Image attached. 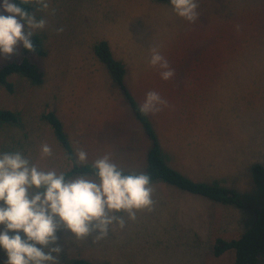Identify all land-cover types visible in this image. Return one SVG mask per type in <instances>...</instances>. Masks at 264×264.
<instances>
[{
	"label": "rangeland",
	"instance_id": "obj_1",
	"mask_svg": "<svg viewBox=\"0 0 264 264\" xmlns=\"http://www.w3.org/2000/svg\"><path fill=\"white\" fill-rule=\"evenodd\" d=\"M28 1L31 12L46 19L34 31L44 54H29L43 78L34 84L14 74L8 78L12 91L0 85V108L20 117L16 124L0 123V151L19 150L43 170L67 169L63 150L41 119L52 110L74 153H88L86 162L108 153L125 170L144 169L149 141L92 51L96 40L105 39L124 62L126 84L138 101L148 91L166 101L149 117L167 164L235 190L246 205L155 182L151 211H138L135 221L116 213L125 226L113 223L106 237L77 240L57 230L63 244L59 264L74 256L97 264H233V251L213 254L214 239L239 235L252 223L253 208L264 206V183L258 182L264 178V0H198L192 23L176 16L169 2L50 0L48 9H39ZM21 48L0 56V67L18 60ZM150 48L168 61L170 79L148 64ZM42 143L51 156H41ZM256 264H264V253Z\"/></svg>",
	"mask_w": 264,
	"mask_h": 264
},
{
	"label": "clouds",
	"instance_id": "obj_2",
	"mask_svg": "<svg viewBox=\"0 0 264 264\" xmlns=\"http://www.w3.org/2000/svg\"><path fill=\"white\" fill-rule=\"evenodd\" d=\"M25 0H0V56H11L20 45L34 52V31L46 25L22 7ZM176 16L192 23L197 20L198 0H168ZM39 9H48L50 0H35ZM58 28L57 31H62ZM148 64L157 67L160 78L170 79L174 73L168 61L156 49L150 48ZM166 101L155 91L145 93L139 105L141 114H155ZM43 157L52 149L42 143ZM88 153L75 154V164H84ZM89 167L92 174L67 176L55 169L43 170L19 150L0 151V264H59L63 249L57 230L72 239L106 237L115 223L125 226L136 220L140 210L151 211V177L147 172H125L106 153Z\"/></svg>",
	"mask_w": 264,
	"mask_h": 264
},
{
	"label": "trees",
	"instance_id": "obj_3",
	"mask_svg": "<svg viewBox=\"0 0 264 264\" xmlns=\"http://www.w3.org/2000/svg\"><path fill=\"white\" fill-rule=\"evenodd\" d=\"M154 1L168 2V0ZM21 6L29 12L32 11V5L28 0H25ZM32 40L35 46L34 52H28L21 48V56L18 60L9 61L0 67V85L7 91L13 90V85L8 78L14 74L23 76L34 84H38L42 81L43 73L39 67L31 61L29 54L43 55L44 48L39 35L33 34ZM92 51L97 60L105 66L113 82L119 88L131 113L136 121L140 123L149 141V146L145 152L144 169L141 171H129L124 169L125 172H147L151 177V183L164 182L182 191L200 195L214 202L246 208L243 199L235 190L221 185L195 180L167 164L162 156L160 142L149 114L145 115L139 112L140 103L126 84V67L124 62L113 55L110 45L105 39L96 40L92 46ZM19 119L20 117L17 112L0 108V123L16 124L19 122ZM41 119L51 128L55 140L63 150L69 163L68 168L62 172L67 176L78 174H88L91 176L92 169L89 167L91 162H85L84 164L74 163V149L64 130L63 123L56 113L52 110H46L41 114ZM254 171L260 175L262 172L261 166L255 165ZM258 182L264 183V178H258ZM253 214L254 218L252 223L239 235L229 238L218 236L214 239L212 252L215 256H219L231 250L234 252L233 264L257 263L259 257L264 253V206L254 207ZM63 264L97 263L85 257L74 256L66 258Z\"/></svg>",
	"mask_w": 264,
	"mask_h": 264
},
{
	"label": "crops",
	"instance_id": "obj_4",
	"mask_svg": "<svg viewBox=\"0 0 264 264\" xmlns=\"http://www.w3.org/2000/svg\"><path fill=\"white\" fill-rule=\"evenodd\" d=\"M137 99V98H136ZM138 100V99H137ZM140 103V102H139ZM141 104V103H140Z\"/></svg>",
	"mask_w": 264,
	"mask_h": 264
}]
</instances>
